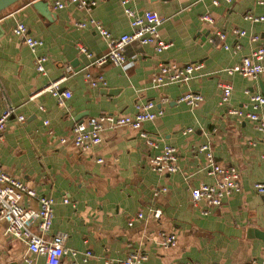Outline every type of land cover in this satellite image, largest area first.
Listing matches in <instances>:
<instances>
[{
  "label": "crops",
  "instance_id": "crops-1",
  "mask_svg": "<svg viewBox=\"0 0 264 264\" xmlns=\"http://www.w3.org/2000/svg\"><path fill=\"white\" fill-rule=\"evenodd\" d=\"M36 1L20 0L0 13V115L7 106L17 109L0 137V164L39 195L54 199L47 237L68 234L62 264L74 260L82 264L87 250L93 257L86 264L124 259L134 251L148 254L146 264H264V240L255 234L264 231V200L254 188L264 182V142L251 121L229 112L250 105L251 93H263L264 74L249 79L227 72L264 46V21L245 18L248 12L264 15L260 3L264 0H219L218 5L214 0H132L128 6L138 14L154 11L163 18L159 32L172 46L157 52L153 45L132 42L122 66L91 65L80 46L100 56L107 52L108 40L90 25H76L94 18L114 37L131 33L122 0H98L91 11L69 2L54 9L50 3L47 14L35 6ZM204 14L214 22L202 20ZM19 22L44 41L36 51L14 33ZM235 28L247 34L237 37ZM218 31L226 33L225 40L216 37ZM253 35H259V41L254 42ZM237 44L241 49L236 51ZM39 55L48 57L44 73L36 66ZM163 62L181 66L203 62L204 67L187 82L155 86L153 78ZM87 70L103 74L107 84L93 87L86 79ZM61 79L60 91L72 93L62 105L50 92L40 93ZM223 84L232 86L224 104ZM189 92L204 96L199 107L179 101ZM148 100L163 110L143 125L157 147H150L147 138L130 126L107 127L103 142L89 150L74 145L76 122L102 113L133 115L136 104ZM19 115L25 116L24 122ZM187 128L193 132L185 134ZM205 143L211 145L217 162L241 172L242 191L216 207L204 200L196 203L192 197L194 188L216 181L200 150ZM167 146L178 151V170L159 174L151 159ZM163 186L168 191L156 195ZM25 203L38 206L36 200ZM158 208L159 219L153 216ZM138 212L143 218L130 226ZM6 228L7 222L0 219V264H48L46 255L30 252L24 241L7 235ZM161 232L175 233L177 245L164 248Z\"/></svg>",
  "mask_w": 264,
  "mask_h": 264
},
{
  "label": "built area",
  "instance_id": "built-area-1",
  "mask_svg": "<svg viewBox=\"0 0 264 264\" xmlns=\"http://www.w3.org/2000/svg\"><path fill=\"white\" fill-rule=\"evenodd\" d=\"M132 0H122L125 12L130 19V25L133 29L131 33H125L119 37H114L104 25L94 19L78 22L76 25L79 28L87 26L94 27L102 36L108 40L109 48L107 52L100 56H94L85 46H80L81 52L85 53L91 59V65L104 66L113 64L122 66L127 61L125 54L126 47L132 42H138L141 45H153L157 52H162L172 46V42L161 37L159 27L163 23V18L154 11H146L143 14L128 6ZM231 1V0H227ZM67 2L75 6L91 11L98 3V0H53L51 3L54 9H62L66 7ZM264 5V1L260 2ZM214 4L218 5L219 0H214ZM245 18L253 22L264 21V15L257 16L252 12H248ZM202 20L213 23L214 18L210 14H204ZM233 34L237 37H242L247 34L246 30L235 28ZM14 33L21 37L24 42L33 50L36 51L44 44L40 38H35L29 34L28 27L25 23L19 22L14 28ZM216 37L220 40H225L226 33L218 31ZM259 35H253L254 42L259 41ZM211 42H215V38H211ZM226 49H230L229 45H225ZM241 49V45L237 44L235 50ZM48 57L39 55L36 58V66L39 72L44 73L45 63ZM264 46L256 47L250 55L243 57L242 61L227 72L229 74L239 73L249 79H256L261 74H264ZM204 67L203 62H192L186 65H178L171 62H163L160 64L158 73L154 76L153 81L155 86H163L169 83H183L191 80L196 72ZM89 68V67H88ZM87 68V69H88ZM67 71L73 73L71 66L67 67ZM66 79V76L63 78ZM51 82L42 92H50L58 98L59 103L64 104L65 99L71 98L70 91H60V82L63 80ZM86 79L93 87L100 84L106 85L105 76L101 73L93 74L86 71ZM221 103L229 101L232 95V86L230 84L222 85ZM249 92V91H247ZM179 101L185 102L192 107H199L204 101V96L200 93L189 92L182 95ZM251 109L248 110V107ZM156 104L152 100L138 102L136 104V112L133 115H120L114 113H102L97 116H91L86 121L76 122L72 127L73 142L76 148L86 151L91 147L100 145L103 142V131L108 128H117L121 126H130L133 129L139 130L143 138H147V144L150 147H157V142L149 138L148 133L143 130V125L147 121H152L163 114L161 108L155 109ZM14 106L7 108L0 115V137L3 135L7 121L16 115ZM229 112L236 115L241 120H249L253 123L255 129L261 133V141L264 142V93H251L250 105L242 108H232ZM20 122L25 121V116L19 115ZM48 124V120L45 121ZM193 132V128H187L184 133ZM65 142V139H62ZM251 144L256 142L251 141ZM200 150L206 154L208 173L216 178L212 184H202L192 190L194 202L206 201L210 206L216 207L224 203V200L238 192L242 191L241 172L235 167H227L220 162H217L208 143L202 144ZM178 151L173 146L165 147L159 154L151 159L153 169L159 174H170L178 170ZM99 161H103L100 159ZM256 192L262 196L264 200V182L254 184ZM168 187L159 188L155 194L167 192ZM25 199L36 200L38 206L34 207L25 203ZM68 203L69 199L65 198ZM143 212H138L135 217L131 218L129 225L132 226L135 219L143 218ZM153 216L159 219L162 216L160 208L154 209ZM0 219L7 222L6 234L24 241L28 250L33 253L46 255L48 264H62L63 258L67 253L65 241L68 234L59 232L52 237H47V233L51 230L54 219V199L50 196L39 195L38 192L25 184L20 179L7 173L0 164ZM161 244L164 248H172L177 245V235L171 232H161ZM76 255L77 252L73 251ZM93 257L92 250H87L84 253L83 263L86 264ZM148 254L141 251L130 252L124 259H107L105 264H146ZM30 262L29 258H26ZM69 264H81L76 260ZM176 264H194L191 261H186ZM218 264V263H217Z\"/></svg>",
  "mask_w": 264,
  "mask_h": 264
},
{
  "label": "water",
  "instance_id": "water-1",
  "mask_svg": "<svg viewBox=\"0 0 264 264\" xmlns=\"http://www.w3.org/2000/svg\"><path fill=\"white\" fill-rule=\"evenodd\" d=\"M18 1H20V0H0V13L7 10L9 7L14 5ZM50 3H51L50 0H37L35 2V6L42 9L41 11L47 14V13H49V10L51 7ZM263 93H264V90H263ZM255 232H256L255 234H257V236L259 238L264 240V231L255 230Z\"/></svg>",
  "mask_w": 264,
  "mask_h": 264
}]
</instances>
